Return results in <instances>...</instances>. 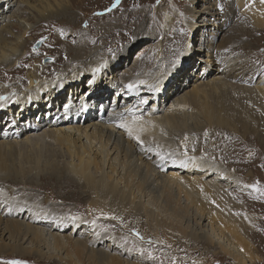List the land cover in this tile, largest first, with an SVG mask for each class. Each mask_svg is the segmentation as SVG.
I'll return each instance as SVG.
<instances>
[{
	"label": "rangeland",
	"instance_id": "obj_1",
	"mask_svg": "<svg viewBox=\"0 0 264 264\" xmlns=\"http://www.w3.org/2000/svg\"><path fill=\"white\" fill-rule=\"evenodd\" d=\"M27 1L28 4L23 0H0V30L5 26L16 25L18 28L13 34L19 36L23 29L19 21H15L20 20L19 16L33 29L24 38L27 43L24 51L28 53L20 65L10 72L0 69V85L19 88V92L12 94L11 100H0V134L18 133L17 137L21 138L28 126H44L41 116L50 110L48 104L53 108V101L57 100V109L61 110L67 93L80 87L82 90L78 96L83 95L84 90L89 91L92 82L98 78L114 83L116 90L120 88L119 91L123 92L124 87L116 79L120 80L124 76L127 78L130 73L128 71L139 67L141 72L147 69L152 75L146 87L157 90L162 103L161 110L168 108L172 100L191 88L193 81H198L194 75H205L204 79L225 77L224 81L238 85L237 89L224 90V94L229 95V101L217 103L213 98L216 101L210 104L216 106L220 121H230V126L211 125L200 115H196L198 129L194 132H182V138H187L184 144L192 149L196 159L213 167L214 173L205 182L211 181L217 170H222L234 183L228 187V181H218L222 195L216 191L196 188L193 201H190L202 209L201 216L219 214L215 221L217 227L220 226L219 219L228 222L227 218L233 217L237 226L242 225L238 228L243 229L242 235L250 246L253 260L251 264H264V96L248 90L256 85L263 70L254 72L252 76V71L242 73L244 78H252L249 81L245 79L231 82L225 74H221L218 65L210 64L207 67L206 64L201 71L200 67L205 65L201 61L204 56L201 51L195 50L200 44L206 43L207 48H211L214 54H222L225 59H230L229 65L238 63L250 70L264 67V28L254 29L249 14L245 13V9L257 4L256 0L215 1L216 4L219 1L220 7L216 16L224 22L216 20L207 27L194 25L201 20L198 15L190 20V14L202 4L201 0H194L198 2L195 5H190L191 0H124L122 3L121 0L119 3L116 0H49L56 6L55 9L66 11L69 15L48 21L39 19L31 8L39 4L38 0ZM113 4L116 6L113 7ZM105 9L111 11L106 12ZM198 28H204L205 31L201 33ZM2 34L4 37L9 36L5 32ZM41 38L46 40L34 50L35 43ZM9 39L13 38L10 36ZM55 39H58V45ZM88 41L90 51L64 67L58 65L60 61L66 63L59 44L67 46L68 49H83L84 42ZM158 52H162L163 56L157 65L154 62ZM46 57L51 58L52 62L46 64L48 66L44 67V71H39V80H34L30 71L37 69L40 61ZM146 60L148 61L145 64ZM107 66L109 70H106ZM28 75L31 76L30 79ZM134 89L136 87L132 90ZM140 93L136 97L127 96L129 101L124 99L120 105L128 104L131 97L139 99L146 94ZM78 96L73 97L72 101ZM107 97L109 103L113 94L110 93ZM84 98L87 99V96ZM116 98L122 99L119 94ZM154 101L148 98L146 110L147 105ZM190 105L194 110L197 107L194 103ZM161 110L155 114H161ZM43 120L46 121L47 118ZM41 129L40 133L44 128ZM115 129L121 131L119 128ZM157 129L154 137L158 142L168 141L165 130L162 127ZM42 153L45 154L42 160L62 163L61 157L53 154L55 157L50 158L49 153L44 150ZM4 154L5 152L0 151V175H5L8 172L5 169L10 167L7 162L9 158ZM43 165L39 173L24 169L25 174L15 180V184L0 181V188L4 186V189L12 190L15 196L28 199L39 210L50 213L53 220L56 217L61 218L62 224L54 231L77 237L73 230L77 232L80 228L91 225L99 233L97 246L103 245L105 248L106 244H110V238L117 239L123 247L116 244L114 249L108 248L110 252L115 250L120 257L129 259L128 253L122 251V248L125 251L128 248L132 251L141 250L142 255L150 258L152 264H236L230 254L223 252L207 239L199 240L193 228L186 227L191 213L184 201L182 203L186 207H181V210L176 205L175 208L172 207L178 221L160 216V221L153 225L145 218L138 220L132 214V206L118 200L116 194H97L85 188V184L75 176L68 175L61 165L57 167L60 170L54 173ZM21 166L26 168L28 165L23 163ZM11 167L18 168L19 165L13 162ZM7 178L10 179L11 176ZM253 185L259 190H254ZM25 211L23 208L22 214ZM105 212H109L111 216H104ZM139 213L143 214V211L139 209ZM45 224L49 227L53 222L46 221ZM134 232L142 237L138 239L142 244L132 241L137 239ZM143 237L146 238L143 240ZM64 251L66 256L63 259L52 250L38 256L29 250H16L14 254L7 252L0 256V264L9 261H19L21 264H97L100 258L91 256L87 259L84 252L69 248ZM108 261L115 264L110 259ZM119 263L123 264L121 261Z\"/></svg>",
	"mask_w": 264,
	"mask_h": 264
},
{
	"label": "bare ground",
	"instance_id": "obj_2",
	"mask_svg": "<svg viewBox=\"0 0 264 264\" xmlns=\"http://www.w3.org/2000/svg\"><path fill=\"white\" fill-rule=\"evenodd\" d=\"M123 1L121 0V3ZM201 1L202 4H199L193 14H190V20L194 19L195 15H198L201 19L198 21L199 23L194 25L207 27L216 20L221 21L216 16V12L220 9L218 6L219 1L217 4L215 3L217 0ZM23 2L28 4L27 0H23ZM38 2L37 6L31 8L41 20L48 21L69 15L66 11L55 9L56 6L52 5L49 0H38ZM196 3L198 2L191 0L190 5ZM256 3L251 8L245 9V13L249 14L254 29L259 30L264 28V4L261 3V0H256ZM105 10L106 12L111 11L110 9ZM18 18L20 20L15 21H19L23 28L20 30L19 36L13 34V31L18 28L16 25L5 26L0 30V69L3 68L6 72H10L20 65L24 56L28 53V51H24V47L27 45L24 38L33 29H31L29 23L22 21L23 17L19 16ZM167 18L169 19V17ZM221 22H224V20ZM198 31L202 33L205 29L202 28ZM4 32L8 33L9 36L4 37V34H2ZM10 36L13 38L12 40L9 39ZM55 41L58 45V39H55ZM84 43L85 47L83 49L80 48V45V49H68L67 46L59 44V50L62 52V56L65 57L66 60L64 61L66 63L60 61L58 65L64 67L67 63H72L77 57L82 56L86 51H90L87 45L90 41ZM72 49L75 51H72ZM195 50L201 51L204 56L203 60L200 59L205 64L200 67L201 71L204 70L203 67H206V64L207 67L210 64L218 65L221 74H225L228 77L227 80L231 82L244 81L245 79L249 81L252 78H244L242 73L252 71V76L254 72L263 70L258 76L256 85L251 89H247L250 92H257L264 96V85H260L264 83V67L250 70L240 64L238 65V63L229 65L230 59H225L222 54H214L211 48H207L206 43L200 44ZM162 56V52H158L154 64L158 65ZM147 61H145V64ZM43 65L46 64L40 61L38 68L30 71L34 80H39V71H44L46 69L44 67L48 66ZM106 70H109L108 66ZM148 71L146 69V71L141 72L139 67L128 71L130 73L127 78L124 76L120 80L116 79V81L121 82V87H124L123 92L119 91L120 88L116 90L114 83L98 78L92 82L89 91L84 90L83 95L78 96L82 90L80 87L67 93V99L62 104L64 105L63 110L57 109V100L53 101V108L48 104L47 107L50 110L47 114H44L45 116H41L44 126H28L21 138L17 137L18 133L3 132V134H0V151L5 152L4 155L9 158L7 162L10 166L5 167V171L8 170V172L5 175H0V178L4 177L0 181L15 184V180H19L25 174L24 169H27L28 172L39 173L44 163L43 166L54 173L60 170L57 167L61 165L68 175L75 176L79 181H82L85 188L97 194L100 192L116 194L118 200L132 206V214L138 220L145 218V220H150L153 225L160 221V216L178 221L174 216L172 207L175 208L176 205L181 210V207L188 206L191 218H188L186 227L193 228L199 240L207 239L223 252L230 254L236 264H251L253 260L250 246L242 235L241 231L243 229L239 230L238 228L242 225L237 226L236 220L229 217L227 218L228 222L219 219L220 223L218 224L221 227H217L215 221H217L219 214L211 213L207 217L201 216L202 209H199L198 206H195L196 203L192 202L193 193L197 189H207L210 192L216 191L220 195L221 187L218 185V181H228L226 184L229 185L228 187H231L234 181H231L229 176L224 174L222 170H217L218 172L216 171L211 181L205 182L207 177L214 173L213 167L196 159L192 149L184 144L187 138H182V132H194L198 129L195 122L198 121V115L208 124L230 126V121H220L216 113V106H212L210 102L216 100L217 103L229 101V95L224 94V90L228 88L237 89L238 85L234 86L228 81H224L225 77L204 79L205 75L197 74L194 77L198 81H193L194 84L191 88L172 100L168 108L165 107L161 110L162 103L157 90L153 87H146L148 86L146 84H149L152 78ZM29 77L31 76L28 75ZM130 82L135 85L136 89L128 90L126 84ZM18 89V87L8 88L0 85V97H8V100H11L12 94L19 92ZM138 92H144L147 95L145 94L137 99L135 97ZM110 93L113 94V97L108 103L109 98L107 95ZM118 94L121 95V100L116 98ZM75 96H78V98L73 102L72 99ZM84 96H87V99ZM127 96L135 97H131L128 104L121 106L120 104L124 99L129 101ZM88 97H90V100H88ZM148 98L155 101L147 105L146 110V104L142 101H148ZM155 102L157 104H154ZM191 102L197 105L195 110L191 107ZM159 110L163 112L155 114ZM134 117L139 118L135 123L133 122ZM43 118H47V120L45 121ZM188 121L190 122L188 123ZM122 122L133 129V136L140 138L143 147L130 137L124 129L117 127V124ZM157 127H162L165 130L164 134L169 137L168 141L158 142L154 137L157 133L156 130H158ZM41 128H44V130L40 133ZM115 128H119L121 131ZM175 132H177V135ZM178 146L181 147L178 148ZM148 149H151V151H148ZM43 150L49 153L50 158L55 157L54 155L61 157L62 163H54L52 160L49 164L42 160L45 157V154L42 153ZM157 152L163 156V159H161V156L156 155ZM112 156L114 157L112 158ZM13 162L14 164L18 163L19 167H11ZM23 163L28 166L23 168L21 166ZM9 175L11 176L10 179L7 178ZM14 196L12 190L4 189V186L0 188V256H4V253L7 252L14 254L13 252L16 250H29L38 256L52 250L54 254L64 259L66 256L64 250L69 248L84 252L87 259L91 256L100 257L101 259L99 258L97 264H112L108 259L114 261L115 264L119 261L123 264L153 263L149 260L150 258L142 255L141 250L132 251L128 248L125 251L122 248V251L128 253L130 260L120 257L118 253H115V250L110 252L109 249H114V245L119 244L122 246L117 239L110 238V244H106V249L103 245L97 246L99 233L91 225L87 228H80L77 232L73 230L77 237L71 236L69 233L54 231L62 224L61 218L56 217V220H53L50 213L39 210L36 205L27 201L28 199L23 196ZM183 201L186 206L185 203H182ZM193 203L194 205H192ZM23 208L26 211L22 214ZM139 209L143 211V214L139 213ZM207 212L209 211L207 210ZM219 212L222 213V211ZM103 215L111 216L109 212H105ZM46 221L53 222V224L46 227ZM144 238L146 237H143V240ZM132 241L138 245L142 244L138 238H134ZM140 255L142 257H138ZM131 256H133L132 259Z\"/></svg>",
	"mask_w": 264,
	"mask_h": 264
},
{
	"label": "snow or ice",
	"instance_id": "obj_3",
	"mask_svg": "<svg viewBox=\"0 0 264 264\" xmlns=\"http://www.w3.org/2000/svg\"><path fill=\"white\" fill-rule=\"evenodd\" d=\"M116 3H119V0H116ZM261 3L264 4V0H261ZM115 6L116 5L113 4V7H115ZM96 71H99V69H97ZM141 83H143V81H141ZM133 87L134 86L132 84H128L127 85V88H128L129 91H131L133 89ZM6 99H8V97H0V100H6ZM142 103L146 104V103H148V101L144 100V101H142ZM129 111H131V109H129ZM138 119H139L138 117H134L133 122L135 123L136 120H138ZM117 127L124 129L128 133V135L130 137L135 139L137 141V143L141 144V147H143V145H142V143L140 141V138L138 136H133V129L128 124L123 123V122L122 123H118ZM205 135H207V133H205ZM148 151H151V149H148ZM156 155L161 156V154L159 152H157ZM161 159H163V156H161ZM252 187H253L254 190H259L256 185H253ZM111 218L115 219V217H111ZM134 235H136L138 239H142V237H140L138 233L134 232ZM150 242L151 241H149V243ZM5 264H21V262H19V261H9V262H5Z\"/></svg>",
	"mask_w": 264,
	"mask_h": 264
},
{
	"label": "water",
	"instance_id": "obj_4",
	"mask_svg": "<svg viewBox=\"0 0 264 264\" xmlns=\"http://www.w3.org/2000/svg\"><path fill=\"white\" fill-rule=\"evenodd\" d=\"M45 40H46V38H41V39H39V40L35 43L33 49H34V50H35V49H38V48L43 44V42H44ZM49 62H52V59L49 58V57H46V58H44V59L42 60V63H43V64H47V63H49ZM29 78H31V77H29Z\"/></svg>",
	"mask_w": 264,
	"mask_h": 264
}]
</instances>
